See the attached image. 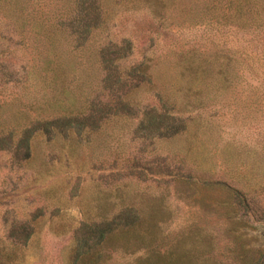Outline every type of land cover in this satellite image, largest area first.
Wrapping results in <instances>:
<instances>
[{
  "label": "rangeland",
  "instance_id": "374dc122",
  "mask_svg": "<svg viewBox=\"0 0 264 264\" xmlns=\"http://www.w3.org/2000/svg\"><path fill=\"white\" fill-rule=\"evenodd\" d=\"M127 3L103 0L104 25L110 31L103 33L102 25L74 47L55 24L66 0H0V48L6 47L2 55L11 69L9 80L0 82V133L17 134L33 120L85 107L101 78L98 43L131 32L130 19L125 28L111 25ZM168 28L169 38L159 36L149 48L144 39L134 38L123 59L124 64L139 61L144 50L151 59L150 79L127 95L134 104L129 111L119 110L97 128H53L49 139L36 129L28 162L12 161L7 150H0V228L4 209L22 220L36 215L19 264H62L72 231L85 220L96 196L114 203L109 214L120 203L155 208L159 241L202 231L216 245L207 255L224 263L233 234L241 233L249 248H264V220L250 218L249 225L235 226L239 215L230 211L228 187L242 189L264 207V41L204 22ZM179 52L198 59L225 53L231 60L205 64L214 78L190 83L174 76L172 62ZM218 69L225 71L223 78L215 74ZM154 87L184 124L169 137L135 133L139 113L155 104L148 96ZM133 161L143 171L138 180L127 172ZM128 256L116 250L109 262L118 264Z\"/></svg>",
  "mask_w": 264,
  "mask_h": 264
},
{
  "label": "trees",
  "instance_id": "16d2710c",
  "mask_svg": "<svg viewBox=\"0 0 264 264\" xmlns=\"http://www.w3.org/2000/svg\"><path fill=\"white\" fill-rule=\"evenodd\" d=\"M66 1L67 7L58 15L55 24L65 30L71 37L73 46L78 47L88 40L95 29L104 25L103 0ZM123 1L128 3L119 7L121 18L117 23L111 22V25L120 24L125 28L130 19L133 21L132 29L129 35L119 36L118 41L103 37L98 43L97 60L101 78L94 95L87 100L83 109L74 114L33 120L17 134L12 130L0 133V150H7L12 161L28 162L31 154L29 140L36 129H41L49 139L53 128L62 129L72 125L80 128L87 126L88 129L97 128L98 123L110 115L119 110L129 111L130 107L134 106L132 100L127 97L130 89L151 77L147 63L151 59L145 50L141 51L139 61L123 63V59L134 47V38L144 39L149 48L156 43L159 36L169 38L165 32L167 24L168 27L170 25L168 30L175 27L177 31L182 27L204 22L216 30L233 28L235 32L249 34L251 39L264 41V0ZM109 26L104 25L100 29L107 33L110 31ZM5 49L3 45L0 48V82L3 84L11 75V69L4 63L2 55ZM217 58H221L219 65L231 60V56L225 53L215 52L213 59H198L179 52L172 62L174 76L176 80L190 83L210 81L214 78L213 71L205 64L218 61ZM220 72L218 69L215 74L223 78L225 71ZM25 74L29 75L30 70H26ZM148 96L155 104L139 113L142 117L137 120L135 133L140 131L142 135L152 138L169 137L183 128L181 117L174 112V105L167 101L160 89L152 88ZM139 165L140 163L133 161L127 171L137 180L144 177L143 171L136 169ZM166 170L169 172L168 168ZM228 187L231 197L230 211L233 216L239 215L235 226L237 223L249 225L250 218L264 220V207L259 205L253 196L240 188ZM93 202L85 220L80 221L73 229L68 253L62 264H111V253L116 250L127 253L130 257L118 264H264V248L247 247L241 233L233 234L227 240L228 255L224 257V263L207 255L216 245L200 230L181 234L173 242L159 241L156 236L159 226L155 222L158 211L155 208L145 210L131 203H120V206L109 214L113 202L104 201L99 196H96ZM33 217L31 220H22L10 210L4 209L1 214L0 264H19L20 249L32 234ZM232 229L236 230L234 226Z\"/></svg>",
  "mask_w": 264,
  "mask_h": 264
}]
</instances>
